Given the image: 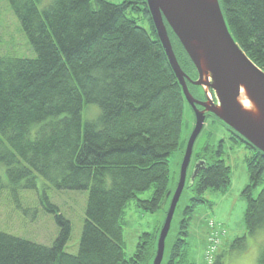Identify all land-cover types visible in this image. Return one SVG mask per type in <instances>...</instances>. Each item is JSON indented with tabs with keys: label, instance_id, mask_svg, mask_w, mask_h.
<instances>
[{
	"label": "trees",
	"instance_id": "trees-1",
	"mask_svg": "<svg viewBox=\"0 0 264 264\" xmlns=\"http://www.w3.org/2000/svg\"><path fill=\"white\" fill-rule=\"evenodd\" d=\"M7 2L35 56L0 55V167L7 180L0 172V196L4 190L15 200L20 191L38 195L40 177L58 190L86 191L87 199L75 254L64 249L70 222L41 194L44 209L54 214L57 237L45 246L0 231V264H147L156 250L150 233L124 258L123 209L151 186V198L136 204L146 211L158 208L167 190L168 158L179 143L185 97L145 0ZM218 4L236 43L264 72V0ZM128 12L141 13L149 29ZM167 32L180 68L194 79L186 52L168 27ZM187 85L194 98L204 100L201 87ZM89 105L97 107L90 118L84 115ZM224 126L249 150L245 233L232 242L231 252L244 250L264 230V154ZM229 174L219 158L200 169L166 264H191L184 261V249L193 212L202 203L211 205L204 191L225 190ZM259 249L264 264V242ZM222 256L216 251L203 264H223Z\"/></svg>",
	"mask_w": 264,
	"mask_h": 264
},
{
	"label": "rangeland",
	"instance_id": "rangeland-1",
	"mask_svg": "<svg viewBox=\"0 0 264 264\" xmlns=\"http://www.w3.org/2000/svg\"><path fill=\"white\" fill-rule=\"evenodd\" d=\"M106 1L118 4L125 0ZM127 16L133 18L143 28L149 29L148 22L141 13L128 12ZM0 55L20 58L35 56V51L22 31L19 21L7 0H0ZM195 74L194 79H197V73L195 72ZM194 79L192 78V80ZM207 81L211 82L210 73H208ZM201 89L204 92V100L201 101L213 102L218 105L213 91L206 86H202ZM96 109L97 107L94 105H89L86 107L84 115L90 118L96 114ZM204 109L203 107L198 109L203 111L206 116L203 127L192 147L184 186L165 237L164 252L160 264L167 263L178 234L179 223L184 216L183 209L194 194L197 178L192 180L191 177L195 166L199 161L211 164L217 158L222 159L229 167L230 182L225 190L207 189L204 191L203 198L209 201L211 205L202 203L193 212L186 238L184 261L191 264H203L205 262L208 238L211 231H213L210 226L212 221L216 230L225 231L219 237L218 244L220 245L217 248V251L223 255V264H261L259 262V246L264 242V230L249 238L244 250L232 249L231 252H228L232 242L245 233L244 212L247 203L242 191L249 183L250 178L246 165V156L249 154V150L242 144L234 142L230 138L231 133L226 129L224 123ZM86 119L84 117V120ZM195 122V113L185 100L179 143L177 149L168 158L167 190L158 208L146 211L136 204L137 199L148 200L151 198L154 191V187L151 186L147 190L137 192L135 198L128 200L123 209L122 239L124 258L128 259L134 254L143 233L151 234V242L154 244L153 251L157 249L160 231L180 179L186 145ZM218 150L221 151L219 155H217ZM2 171L3 181L7 184L4 168L2 170L0 167V172ZM36 182L37 187H40L38 195L34 190L20 191L19 199L15 200L6 190L2 191L0 196V231L31 242L50 246L57 237L59 228L54 220V214L47 212L39 199V195L45 194L49 202L54 204L58 208V212L70 222V236L64 249L70 254H75L78 250L82 232L87 192L58 190L40 177L37 178ZM258 190L259 187L255 189L254 196L258 193ZM153 259L154 257H150L147 264H153Z\"/></svg>",
	"mask_w": 264,
	"mask_h": 264
},
{
	"label": "water",
	"instance_id": "water-1",
	"mask_svg": "<svg viewBox=\"0 0 264 264\" xmlns=\"http://www.w3.org/2000/svg\"><path fill=\"white\" fill-rule=\"evenodd\" d=\"M152 24L161 42L168 62L182 88L185 100L195 113V126L188 139L181 165L180 179L168 209L166 219L157 242L153 264H160L164 242L170 227L171 218L181 190L184 186L186 170L192 147L201 131L206 114L199 111L205 108L226 126L233 130L244 142L264 154V72L245 54L232 37L218 4V0H145ZM167 27L178 39L197 73L192 80L179 66L168 36ZM196 43V45H194ZM204 52L211 82L203 80L197 51ZM188 83L206 86L214 92L218 105L194 98ZM242 84L255 101L260 113V121L245 115L237 103V88ZM220 107V113L215 108ZM199 161L191 177L194 180L204 168Z\"/></svg>",
	"mask_w": 264,
	"mask_h": 264
},
{
	"label": "bare ground",
	"instance_id": "bare-ground-1",
	"mask_svg": "<svg viewBox=\"0 0 264 264\" xmlns=\"http://www.w3.org/2000/svg\"><path fill=\"white\" fill-rule=\"evenodd\" d=\"M210 3H214V0H208ZM194 45H196V43H194ZM198 53V58L200 60V66H201V70L203 73V80H208V68H207V62L205 60V54L204 52L201 51H197ZM237 103L240 106L241 110L245 113L246 116L253 118L256 120V122L260 121V113L259 110L255 104V101L253 100V98L249 95L247 89L240 84V86H238L237 88ZM215 110L217 112H221L220 111V107L217 106L215 108Z\"/></svg>",
	"mask_w": 264,
	"mask_h": 264
},
{
	"label": "built area",
	"instance_id": "built-area-1",
	"mask_svg": "<svg viewBox=\"0 0 264 264\" xmlns=\"http://www.w3.org/2000/svg\"><path fill=\"white\" fill-rule=\"evenodd\" d=\"M210 226L213 229V231H211L210 233V236L208 238V245L205 251V259L208 260V262L213 261V255L217 251L219 245L218 241L220 237L219 231L215 229L214 223L212 221L210 222Z\"/></svg>",
	"mask_w": 264,
	"mask_h": 264
}]
</instances>
